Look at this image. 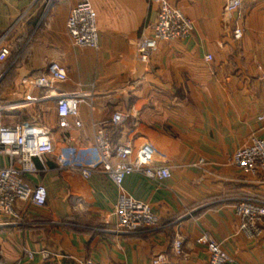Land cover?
<instances>
[{
    "label": "crops",
    "instance_id": "0c3cea01",
    "mask_svg": "<svg viewBox=\"0 0 264 264\" xmlns=\"http://www.w3.org/2000/svg\"><path fill=\"white\" fill-rule=\"evenodd\" d=\"M78 1L0 0V32L13 25L12 58L0 64V101L22 102L3 122L43 126L55 150L69 146L75 157L92 147L94 129L103 124L113 144H151L154 164L168 166L170 177L134 172L123 187L150 204L158 222L115 232L112 181L98 172L83 178L47 156L46 166L35 160L38 172L26 178L44 185L45 204L17 200V219L0 212V264H153L158 254L165 255L163 264H207L206 248L196 241L201 230L222 242L232 264H264V235H232V205L241 198L264 202V175L243 172L230 160L252 136L264 137V119H258L264 115V0L241 1L233 21L243 30L238 40L224 26V0H167L191 19L193 30L187 38L158 42L148 63L138 59L136 41L151 31L157 2L90 0L98 30V46L90 48L73 45L66 31ZM51 61L65 68L67 79L48 90L33 85ZM75 90L87 94L78 106L81 125L69 119L71 125L60 128L55 101L42 96ZM115 111L125 119L110 125ZM64 136L71 140L63 142ZM199 158L203 163L195 165ZM6 162L0 155V166ZM177 238L180 254L173 249Z\"/></svg>",
    "mask_w": 264,
    "mask_h": 264
},
{
    "label": "built area",
    "instance_id": "2783aa9c",
    "mask_svg": "<svg viewBox=\"0 0 264 264\" xmlns=\"http://www.w3.org/2000/svg\"><path fill=\"white\" fill-rule=\"evenodd\" d=\"M157 2L156 19L148 34H141L136 41V53L140 61L148 63L158 42L184 39L191 35L193 23L180 9L171 6L167 0H152ZM242 0H224L222 20L224 26L230 29L232 36L238 40L243 30L234 25L236 14L239 13ZM51 2V0H49ZM12 27L0 32V64L6 61L11 52L9 35ZM66 31L70 41L75 46L97 48L98 30L96 12L90 0H79L69 10L66 19ZM212 56L207 54L206 59ZM261 69V66H257ZM67 79L64 67L58 62L47 64L45 72L32 80V84L40 88L52 89L55 84ZM92 85V84H91ZM87 96L81 90L57 91L44 93L42 98L55 101L56 122L58 127L67 128L73 119L74 126H80L78 106ZM27 99H30L27 97ZM22 102L0 101V155L7 162L0 166V212L9 218L17 219L19 213L14 204L17 200L43 206L46 201V189L42 184L29 185L27 176L38 172L35 160L42 167L46 166V157L53 156L59 168H67L80 173L83 178H89L94 172L106 176L115 185L118 193L113 205L114 228L117 233H130L139 228H149L158 222V217L150 204L129 195L123 182L127 175L138 172L153 180L170 177V169L166 165L154 164L155 150L151 144L144 142L133 145L126 141L113 144L111 130L108 124L98 125L94 129L93 143L90 149H85L74 156L69 146L55 150L49 129L37 124L14 123L5 124L3 114L13 110ZM125 119L122 111H115L110 119V125L118 124ZM258 119L263 120L261 114ZM71 138L64 136L63 142ZM231 163L243 172L251 175H264V137L252 136L247 145L237 148L231 154ZM199 158L196 164L203 163ZM237 223L232 235L243 234L249 240H257L264 235V202L252 198H241L232 205ZM196 241L205 246L207 264H232V256L224 249L221 241L216 240L208 231L201 230ZM175 254L181 253V239L173 242ZM29 258L32 252L25 249ZM47 256L45 252L42 254ZM164 254H158L152 259L153 264H163ZM80 264H104L90 259L80 261Z\"/></svg>",
    "mask_w": 264,
    "mask_h": 264
},
{
    "label": "rangeland",
    "instance_id": "374dc122",
    "mask_svg": "<svg viewBox=\"0 0 264 264\" xmlns=\"http://www.w3.org/2000/svg\"><path fill=\"white\" fill-rule=\"evenodd\" d=\"M11 58H12V56H10V57L8 58V61H7V63L5 64V66H6L8 63H10ZM48 110H49V109H48L47 107H44V108H43V116H42V118L45 117V119H47V115L49 114V111H48Z\"/></svg>",
    "mask_w": 264,
    "mask_h": 264
}]
</instances>
